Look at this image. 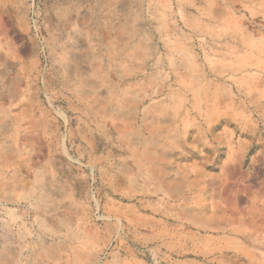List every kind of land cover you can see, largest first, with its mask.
Listing matches in <instances>:
<instances>
[{"label":"rangeland","instance_id":"rangeland-1","mask_svg":"<svg viewBox=\"0 0 264 264\" xmlns=\"http://www.w3.org/2000/svg\"><path fill=\"white\" fill-rule=\"evenodd\" d=\"M0 264H264V0H0Z\"/></svg>","mask_w":264,"mask_h":264}]
</instances>
